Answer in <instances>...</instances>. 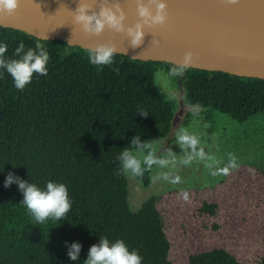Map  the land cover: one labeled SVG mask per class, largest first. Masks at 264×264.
Wrapping results in <instances>:
<instances>
[{
	"label": "trees",
	"instance_id": "16d2710c",
	"mask_svg": "<svg viewBox=\"0 0 264 264\" xmlns=\"http://www.w3.org/2000/svg\"><path fill=\"white\" fill-rule=\"evenodd\" d=\"M20 42L25 51L42 44L50 59L48 75H34L22 92L0 69V264H84L101 236L110 243L123 240L142 264H172L156 210L159 197L131 212L116 159L136 135L141 142L170 135L178 105L157 88L156 74L167 75L172 64L117 54L99 70L89 63L87 49L0 26L6 59L19 58ZM170 81L182 90L185 106H204L198 118L213 128L221 117L236 124L264 117V79L188 68ZM141 108L147 118L138 115ZM184 117V123L192 119L188 111ZM9 172L42 190L49 181L65 184L73 202L66 219L36 224L18 185L4 187ZM149 173L139 179L144 186ZM201 211L214 216L216 205L203 204ZM73 242L82 245L76 261L67 255ZM191 264L239 263L215 249L192 257ZM257 264H264V254Z\"/></svg>",
	"mask_w": 264,
	"mask_h": 264
},
{
	"label": "rangeland",
	"instance_id": "374dc122",
	"mask_svg": "<svg viewBox=\"0 0 264 264\" xmlns=\"http://www.w3.org/2000/svg\"><path fill=\"white\" fill-rule=\"evenodd\" d=\"M157 73L161 74H156L157 88L169 98L172 93L182 98L173 100L179 109L182 90L172 85L164 72ZM186 112L185 107L183 115L175 117L171 133L163 138L157 155H163L162 149L168 147L180 155L175 133L187 127L201 137L205 151L221 161L220 167L228 163V154L234 153L240 161L239 169L214 177L203 164L194 162L176 170L182 178V183L176 185L165 181L153 184L151 176L166 171L155 166L149 173L148 186L139 178L124 176L129 209L136 212L148 198L159 197L156 210L163 219L167 256L172 264H191L192 257L215 249L225 251L239 264H257L264 254V174L260 171L264 165V117L244 124L221 117L213 128L200 118L184 123ZM184 191L189 193L190 202L182 199ZM203 204H215V215L201 211Z\"/></svg>",
	"mask_w": 264,
	"mask_h": 264
},
{
	"label": "clouds",
	"instance_id": "9594fccd",
	"mask_svg": "<svg viewBox=\"0 0 264 264\" xmlns=\"http://www.w3.org/2000/svg\"><path fill=\"white\" fill-rule=\"evenodd\" d=\"M139 20L134 26H125V13L119 2L109 4L103 0L99 11H92L91 4L80 0L79 6L74 13V20L82 27L83 32L89 35H100L106 28L117 33H125L130 41L132 48L139 47L145 36V27L163 25L167 20V5L163 0H136ZM229 5H237L240 0H225ZM20 0H0V14L11 16L19 7ZM155 5V13L148 6ZM91 11V14L89 12ZM153 45H158L159 41L153 40ZM8 45L0 43V69L6 70L11 76L14 87L19 91H24L27 85L32 82L35 76L48 75V63L50 54L42 44L37 43L35 49L28 48L25 51V45L20 42L15 48V56L18 59H6ZM117 55L115 44H102L88 50L89 63L102 70L103 66H110L114 63V57ZM193 53H185L183 62L173 63L167 72V77H182L188 67L192 64ZM157 75H161L157 73ZM172 100L178 98L176 94H170ZM186 110L191 113L193 121L201 117L205 108L199 102L187 103ZM138 115L144 118L149 116L148 112L141 108ZM202 118V117H201ZM175 145L182 150L180 155L172 151L171 147L163 148V155H157L158 148L163 145V139L146 140L141 142L140 136L131 138L129 147H125L116 158L119 167L117 175L127 176L129 179H141L146 171L152 172L154 166L166 171L155 172L151 176V182L156 184L159 181H165L172 185L182 183L180 175L176 170L181 166H191L194 162L203 164L210 170L212 176H227L240 167V161L234 153L228 154V163L220 167L221 161L205 151L201 137L190 132L187 127H180L176 133ZM146 153V154H145ZM13 183L17 184L23 194L22 204L26 206L27 212L34 218L36 224H43L47 221H61L66 219L72 208V200L69 198L68 188L63 183L49 181L46 189L42 190L37 185L22 180L13 172H9L4 187L7 188ZM182 199L190 202L189 193L184 191ZM67 244V242H66ZM82 245L73 242L68 245L67 255L72 261H76L81 253ZM143 258L138 251L129 250L123 240L110 241L101 236L98 244L89 249L88 257L84 264H142Z\"/></svg>",
	"mask_w": 264,
	"mask_h": 264
},
{
	"label": "water",
	"instance_id": "95a60500",
	"mask_svg": "<svg viewBox=\"0 0 264 264\" xmlns=\"http://www.w3.org/2000/svg\"><path fill=\"white\" fill-rule=\"evenodd\" d=\"M99 11L103 0H85ZM112 4L114 0H107ZM124 10L125 26L140 19L136 0H115ZM147 4L148 0H144ZM167 20L163 25L145 27L143 43L132 48L125 33L106 28L89 35L74 20L80 0H20L16 12L0 14V26L20 30L41 40H60L70 46L93 49L115 44L117 54L136 60L180 64L185 53H193L188 68L264 79V9H236L229 4L204 8L196 0H163ZM155 13V5L149 4ZM91 14V11L89 12ZM159 41L153 45L152 41ZM182 101L176 116L185 110Z\"/></svg>",
	"mask_w": 264,
	"mask_h": 264
},
{
	"label": "bare ground",
	"instance_id": "6f19581e",
	"mask_svg": "<svg viewBox=\"0 0 264 264\" xmlns=\"http://www.w3.org/2000/svg\"><path fill=\"white\" fill-rule=\"evenodd\" d=\"M204 8H211L213 5L227 4L225 0H196ZM236 9H264V0H240L237 5H231Z\"/></svg>",
	"mask_w": 264,
	"mask_h": 264
}]
</instances>
